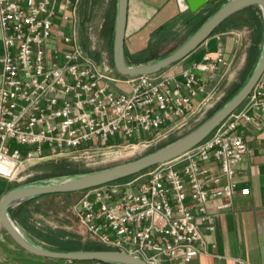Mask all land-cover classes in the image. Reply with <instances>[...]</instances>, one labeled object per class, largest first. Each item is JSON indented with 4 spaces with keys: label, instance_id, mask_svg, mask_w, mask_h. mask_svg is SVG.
I'll use <instances>...</instances> for the list:
<instances>
[{
    "label": "built area",
    "instance_id": "built-area-1",
    "mask_svg": "<svg viewBox=\"0 0 264 264\" xmlns=\"http://www.w3.org/2000/svg\"><path fill=\"white\" fill-rule=\"evenodd\" d=\"M79 3L0 0V177L9 181L35 162L165 137L207 103L213 78L230 67L219 48L179 74L121 76L83 48ZM245 126L264 132V74L243 105L181 158L84 191L73 206L80 228L147 264H190L206 250L205 231L215 232L208 203L226 199L223 212L237 194H251L237 180L253 152Z\"/></svg>",
    "mask_w": 264,
    "mask_h": 264
},
{
    "label": "rangeland",
    "instance_id": "rangeland-1",
    "mask_svg": "<svg viewBox=\"0 0 264 264\" xmlns=\"http://www.w3.org/2000/svg\"><path fill=\"white\" fill-rule=\"evenodd\" d=\"M214 6L217 8L220 3H215ZM116 15L117 0H80L78 17L81 27L82 46L98 62L102 63L106 60L107 64L115 71L113 48ZM256 17H258L264 27L263 12L258 6H254L253 10L237 14L218 31L227 32L230 36L237 39L238 43L233 49L234 51L236 48L234 59L230 63L228 70L220 72L213 78L209 85L210 99L184 126L147 145L127 146L119 143L118 147L102 148L71 157L35 162L30 167L17 173L16 177L11 181V187L21 188L57 182L110 169L153 153L200 127L227 105L253 75L264 47V32L262 36L259 35L257 30L259 24L256 21ZM190 28L191 26L184 19L180 20L172 30L171 36L164 41L165 43L163 42L164 44L162 43L163 45L158 51L159 56L164 57L170 54L172 50L179 48L187 40ZM109 32H113L111 36L108 35ZM224 40H226L228 45L229 39L225 38L223 42ZM211 48L218 50V42H214ZM254 49L259 50V56L257 62L251 66L248 64V60L252 56ZM117 88L120 91H129L124 85H119ZM146 172L121 181L136 180ZM143 181H146V177H142L139 180V182ZM83 195V192H78L67 196L50 195L26 201L14 208L18 220L14 222L27 238L44 248H51V245L44 242L43 239L46 238L43 235L49 236L48 238L50 239H59L58 237L62 234L76 236L82 245L103 246L91 240L83 232L80 228L78 217L72 210V206L77 204ZM59 198H63L65 203L62 204V200H59ZM64 204L70 206V211H65L64 207L66 206ZM34 231L37 235L43 234L42 237L38 236V238Z\"/></svg>",
    "mask_w": 264,
    "mask_h": 264
},
{
    "label": "crops",
    "instance_id": "crops-1",
    "mask_svg": "<svg viewBox=\"0 0 264 264\" xmlns=\"http://www.w3.org/2000/svg\"><path fill=\"white\" fill-rule=\"evenodd\" d=\"M215 7L214 4H209L193 14L190 11L181 12L179 2L173 0H129L125 37L128 64L130 65V60L141 57L147 51L153 34L166 23L183 14L206 15ZM225 38L229 39L228 45L226 40L223 42ZM2 39L3 32L0 28V57L3 54ZM214 42H218L219 48L224 50V58L230 64L234 59L236 48L234 51L233 49L238 41L227 32H215L194 53L160 73L179 74L201 63L205 55L215 56L218 50L211 48ZM225 70L227 67L222 65L220 72ZM1 84L0 65V86ZM119 85L129 89L125 84H118L117 87ZM240 132L245 136L253 152L239 166L237 180L239 187L250 188L251 194L249 196L237 194L233 199L232 209L223 212L218 211V207L226 203V199H215L208 203V209L215 217V232L205 231L206 250L190 264H264V132H256L246 126L241 127ZM11 186V181L0 177V200L6 192L13 189ZM59 200H62V204L65 203L63 198ZM67 205L64 204L66 206L64 209L70 211V206ZM0 264L64 263L26 252L8 235L0 220Z\"/></svg>",
    "mask_w": 264,
    "mask_h": 264
},
{
    "label": "water",
    "instance_id": "water-1",
    "mask_svg": "<svg viewBox=\"0 0 264 264\" xmlns=\"http://www.w3.org/2000/svg\"><path fill=\"white\" fill-rule=\"evenodd\" d=\"M216 0H211L214 3ZM207 0H182L180 11L196 14L210 4ZM129 0H117V15L114 36L113 58L118 74L124 77L156 75L181 62L194 53L210 39L217 29L232 16L254 6H258L264 15V0H231L221 6L201 27L168 56L153 62L129 65L125 54V37L128 22ZM264 74V47L260 61L242 90L220 111L214 114L200 127L183 138L137 160L127 162L110 169L81 175L57 182H50L21 188H13L6 192L0 200V220L8 233L26 252L53 261L67 262H99L106 264H147L142 259L115 250H80L56 251L33 243L10 216V211L26 201L48 196L73 194L98 188L142 174L158 165L177 160L205 141L223 122L237 111L251 94L253 88Z\"/></svg>",
    "mask_w": 264,
    "mask_h": 264
},
{
    "label": "trees",
    "instance_id": "trees-1",
    "mask_svg": "<svg viewBox=\"0 0 264 264\" xmlns=\"http://www.w3.org/2000/svg\"><path fill=\"white\" fill-rule=\"evenodd\" d=\"M225 3H220L219 7H215L212 10H210V12L206 15L203 14H198V15H180L179 17L174 18L173 20H171L170 22L166 23L165 25H163L160 29H158L152 36V40L150 43V46L148 47L147 51L144 52L142 54L141 57L139 58H134L133 60H130V65L132 63L134 64H145V63H149V62H153L156 60H160L164 57L159 56L158 51L161 49V45H163L165 42V40H167L171 34H172V30L177 26L178 22L182 19H184L187 24H189L191 26L190 30H189V34H188V38L187 40L193 36L199 29L200 27L215 13L219 10V8ZM250 10H253V7L247 8L237 14L243 13V12H248ZM236 14V15H237ZM236 15L232 16L230 19H228L225 23H223L216 32H218L219 30H221V28H223L226 24H228ZM256 21L259 24L257 26V30L259 31V35L262 36L263 32H264V27L261 24V21L258 19V17H256ZM113 33V32H112ZM111 32L108 33L109 36L112 35ZM186 40V41H187ZM185 41V42H186ZM164 42V43H163ZM163 43V44H162ZM175 51V50H174ZM173 50L170 52L172 53ZM258 56H259V50L258 49H254L252 56L249 58L248 60V64H250L251 66L257 62L258 60ZM250 66V67H251ZM10 216L12 218L13 221H18L17 220V216L15 215V210L12 209L10 211ZM51 233H53L52 231H50ZM34 234H36V236L38 237H42L43 234L37 235V233L34 231ZM33 234V235H34ZM35 236V235H34ZM47 235H43L44 238L43 239L44 242L48 243L51 245V248H47L50 250H56V251H80V250H111L110 248L107 247H103V246H97V245H82V243L80 242L79 238H77L74 235H67V234H62L60 237H58L59 239H50L48 237H46ZM38 237V238H39ZM59 263H64L67 261H56ZM106 264V263H104Z\"/></svg>",
    "mask_w": 264,
    "mask_h": 264
}]
</instances>
